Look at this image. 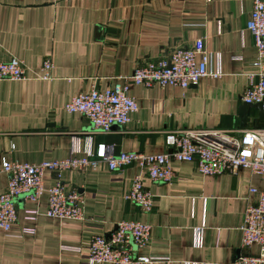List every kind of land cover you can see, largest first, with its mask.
I'll return each instance as SVG.
<instances>
[{"label":"crops","instance_id":"0c3cea01","mask_svg":"<svg viewBox=\"0 0 264 264\" xmlns=\"http://www.w3.org/2000/svg\"><path fill=\"white\" fill-rule=\"evenodd\" d=\"M252 0H0V62H24V80L0 79V163L2 159L38 164L82 157L104 143L119 153L165 154L169 131L264 130L240 128V96L248 74L256 72V49L246 23ZM203 39L211 54L208 69L218 79L202 78L185 90L128 84L137 111L108 133L92 131L79 114L64 106L91 87L103 90L145 63L187 50ZM51 57L50 80L38 78ZM264 66V57L262 59ZM256 81V78L254 79ZM172 184L143 180L153 195L152 210L140 213L124 198L140 173L136 163L110 171H62L68 189L83 196L82 221L45 216L47 194L37 202L15 200L17 221L0 230V264H90L92 236L107 238L121 220L151 226L149 244L132 248L148 264H226L239 253L245 208L255 201L250 188L264 191V175H200L194 164L172 163ZM56 181L44 174V187ZM6 178L0 174V193ZM199 229V231L197 230ZM252 253L257 247H252Z\"/></svg>","mask_w":264,"mask_h":264},{"label":"built area","instance_id":"2783aa9c","mask_svg":"<svg viewBox=\"0 0 264 264\" xmlns=\"http://www.w3.org/2000/svg\"><path fill=\"white\" fill-rule=\"evenodd\" d=\"M59 1L50 0L51 3ZM246 30L252 37L257 53L254 62L256 72L247 75L249 84L240 96V101L247 105L262 103L264 111V0H252ZM210 55L203 39H197L187 50L175 51L167 58L137 67L130 76L121 77L122 83L103 90L94 86L86 93L73 96L64 110L68 114L84 117L92 131L108 133L113 126L126 125L130 116L137 111L135 99L128 94L129 83L144 87L157 84L185 90L202 78L218 79L220 73L208 69ZM52 69L51 57H44L38 78L50 80ZM26 74L27 67L19 59L0 62L2 80H24ZM165 145L170 149L165 154L122 152L113 156L110 147L98 143L93 149L84 151L82 157L42 161L38 164L2 159L0 174L5 176L6 186L0 193V230L8 233L17 221V198L23 197L35 203L44 193L47 194L46 217L82 221L83 196L62 183L60 174L66 170L95 171L105 165L110 171H118L136 163L140 173L132 180L124 198L144 214L152 210L153 195L145 188L143 180L169 185L174 183V161L194 164L202 176L224 173L235 175L244 168L254 175H264V130L240 133L207 129L174 130L166 133ZM46 172L53 173L56 178L54 185L49 188H45L43 183ZM248 192L255 196V201L248 204L244 211L239 253L226 264H264V191L250 188ZM150 239V225L136 220H121L115 224L109 238L102 235L91 237L88 261L90 264H148L152 259L134 256L132 248H144ZM252 247H257L256 253L250 251Z\"/></svg>","mask_w":264,"mask_h":264},{"label":"water","instance_id":"95a60500","mask_svg":"<svg viewBox=\"0 0 264 264\" xmlns=\"http://www.w3.org/2000/svg\"><path fill=\"white\" fill-rule=\"evenodd\" d=\"M254 109L258 112V117L256 119H253L251 121V126L254 128H260V122L263 123L264 120V111L262 109V103L259 104H254V105H247V104H242V106L239 109V116H240V128H244L246 124L249 122V113L250 110ZM116 127V126H113ZM109 238V236H107Z\"/></svg>","mask_w":264,"mask_h":264}]
</instances>
